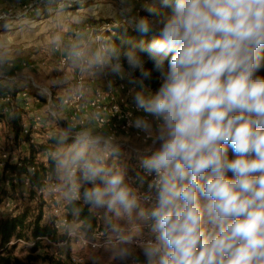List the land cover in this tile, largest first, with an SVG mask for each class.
I'll return each instance as SVG.
<instances>
[{"label":"clouds","instance_id":"1","mask_svg":"<svg viewBox=\"0 0 264 264\" xmlns=\"http://www.w3.org/2000/svg\"><path fill=\"white\" fill-rule=\"evenodd\" d=\"M144 7L157 18L130 23L152 39L105 45L89 63L132 86L141 115L128 124L147 154L129 176L108 163L118 145L69 130L49 155L53 170L70 197L111 214L119 264H264V0ZM153 71L155 91L145 83Z\"/></svg>","mask_w":264,"mask_h":264},{"label":"built area","instance_id":"2","mask_svg":"<svg viewBox=\"0 0 264 264\" xmlns=\"http://www.w3.org/2000/svg\"><path fill=\"white\" fill-rule=\"evenodd\" d=\"M62 6H77V7H86L101 1H115V0H61ZM117 1V0H116ZM33 9L34 4L26 3L22 4L19 9H7L0 14V19L7 18L10 20L19 19L26 13L28 9ZM128 21L126 18L121 19L120 21H99L97 23L86 25L87 34L93 35V40L96 44L97 51H101L102 48L106 45L104 39L108 38L106 35L109 32L114 31L115 27L119 25L127 24ZM96 30V32H94ZM87 44L85 40H83L82 44L78 49L82 52L81 56H75L73 53L65 54L61 57V64L66 65L69 60H76V76L72 80V88L67 93V95L59 98V106L63 110H67L68 113L62 119L60 117V113L55 107V94L54 92L42 85L37 84L36 82H32L29 86V89H33L41 96L44 97L47 104L48 114L53 118L56 123V132L60 134H64L71 130L73 133H78L82 131H86L89 127L90 122L95 126L94 135L106 138L116 145L119 146L120 155L117 157H113L112 159L115 161L112 164L117 166H124L128 170L129 176L135 175V170H138L139 167V157L142 154H147V149H142L136 147L129 138L135 139L137 141L142 142L143 144L149 143L145 138L143 133H138L136 129L129 126L128 121L130 118H134L137 115H141V113L137 112L135 106L132 102V94L131 91L127 89L126 80H121L113 74L100 85L93 86V82H88L85 77L86 73L91 75H99L105 74L108 72L107 67L95 66L89 63L90 57L87 55ZM0 79H4L7 81H11V78L5 75L0 74ZM14 91L6 92L0 96V102H2L5 106V111L11 115L12 110L10 107H14ZM29 91L28 89L20 91L16 97L25 98V102L23 107L29 108L28 101ZM34 100L39 102V97L37 95L34 96ZM33 124L32 122L25 123L24 122V130L23 134L25 135L30 131H33L30 134L29 140H23V144L28 143H36V136L39 127L44 126L45 120L42 115L34 112L32 113ZM41 154V153H40ZM1 162L0 165L5 169L6 164H17L20 165V158L17 154L13 152H9L7 150L1 151ZM41 156H37V161H40L43 165L47 166L49 162L47 160H40ZM111 160V159H110ZM110 160L108 163H110ZM5 183L12 187H17L21 185L22 194L24 198H27L28 190L30 187V177L28 175H20L18 172H13L9 169H5ZM84 187H87L85 185ZM50 193L53 199H57L62 196L63 189L60 184L54 180H47L45 187L41 190V196L44 192ZM83 191V187L80 189ZM143 191V189H141ZM16 195H19V191H17ZM26 196V197H25ZM67 201L62 204L60 207L54 206V213L56 215H62L60 217V222L62 225H65L68 230L66 233V237L62 240L54 241L49 236H39L38 239L43 241H48L53 243V245L57 247L66 246L68 244L76 243L83 247L88 248L91 251H102L107 248L115 246V234L110 230L107 232H103L98 230L100 227V215L97 213L96 208L90 206V210L97 218L99 225L92 235H86L82 229H78L77 227L72 226L73 222H71L66 215V206L67 202L71 199L81 201L85 203L82 197L69 196L66 193ZM9 206V203L7 204ZM13 213L11 215H15ZM58 226V225H57ZM20 243L25 245H34L33 240H27L23 238L16 239L13 237L9 241V245L14 243Z\"/></svg>","mask_w":264,"mask_h":264},{"label":"rangeland","instance_id":"3","mask_svg":"<svg viewBox=\"0 0 264 264\" xmlns=\"http://www.w3.org/2000/svg\"><path fill=\"white\" fill-rule=\"evenodd\" d=\"M26 3L34 4V8L28 9L26 11V13L23 14V16L21 18L8 21L5 24L10 23V22H18L21 19H23V20L29 19V18L37 15V14H42L44 11V7L47 4H52L58 10H75L76 8H84V7H77V6H71V7L70 6H62L61 0H24V1L20 2L19 4L21 5V4H26ZM97 3H101L105 9V12H104V15H105L104 20L105 21H120L121 19L126 18L128 23H130L131 18L134 16L135 17L147 16L143 12V11H145V7H144L145 6V0H132V11H131V13H126V11H125L128 7L126 0L101 1V2H97ZM8 6L16 7V4L6 2V0H0V12ZM150 19H153V18H150ZM87 24L91 25V24H93V22L92 21H85L84 23L78 25L77 27H74L71 31L68 32L69 37L77 36L78 38H82L81 34L85 35V33H87L86 32V25ZM1 26H2V24L0 23V27ZM94 32H96V30ZM87 37H86L87 39L85 38V42L87 44V48H86L87 55L89 53L94 54L97 51L96 44L93 40L94 36L93 35H90V36L87 35ZM80 41H81V39H80ZM82 42L83 41H81L80 43L82 44ZM70 43H72V42H70ZM81 44L80 45L75 44L73 46L66 47L64 42L62 43V45L65 46L66 48H71L70 50L69 49L67 50L68 53H66V54L73 53L75 49H77L78 47L81 46ZM60 60H61V58L59 59L58 62L63 67L66 66L68 63H74L75 62L73 59H71L68 61V63L66 65H62ZM0 62H3L2 65H6L7 67L15 66L14 63L8 62V61L5 62V60H2ZM0 74L8 76L10 78L12 77L11 75L3 74L2 72H0ZM25 78L28 81L29 86L34 81V79H32V78H28V77H25ZM14 79H15L14 77L11 78V80H14ZM85 79L87 80L86 77H85ZM126 84H127V89L131 90V94H132V91H133L132 86L128 85L127 82H126ZM39 85L47 87L53 91V87H50V86L44 85V84H39ZM39 99L42 102L41 110L39 108V109H36L35 112L42 115L43 119L46 121L44 123V126L39 127V129H41L43 132V135H44L43 139H46L49 136H52L53 134L57 133L56 132L57 127H56V123L53 120V118L48 114L46 100L43 98V96H39ZM28 101H29V107H31V106L33 107V104L30 102V100H28ZM55 107L58 110V112L60 113V117L62 119H64L63 117L67 115L68 111L63 110L58 105V103L55 104ZM31 112L34 113L32 109H29V112H26V115H29V113H31ZM33 119H34V117L32 116V114H30V121H28V122H32V124H33L34 123ZM28 122L25 121V123H28ZM45 128H47L48 131L51 130L52 134L46 132ZM8 130H9V128H8L7 124L6 123L4 125L2 124V126L0 127V138H3L5 136H6V138H8V135H7ZM86 131H89L94 135L95 126L90 122V125L86 129ZM35 136L37 137V135H35ZM128 140H130V142H132L136 147H139L142 149H148V147H149V143L143 144L142 142L137 141V140L132 139V138H129ZM0 141H2V140L0 139ZM3 141H4V139H3ZM24 145H26V144H24ZM12 146L13 145H11L10 150L13 149ZM57 147H58V145H57ZM15 150L19 151V145L16 146ZM15 154H17L20 158V157L27 156L29 154V151L23 150L21 152H15ZM230 155H231V153H230ZM41 159L47 160L49 162V152L45 151L44 155L41 156L40 160ZM113 161L114 160L111 159L109 164H112ZM1 169H4V168L2 167ZM1 169H0V171H1ZM5 171H4V173L6 174ZM5 177L6 176H2L0 174V217L1 218L7 217L8 215H11L13 213L17 214L18 212L22 211L27 206H30L32 209L37 211L39 199H30L29 197L24 198L25 194H22L21 185H18L17 187L9 186L4 182L6 180ZM53 180L60 184V186L63 189V194H61L62 196L58 197L55 200L50 195L48 190L42 194V196H41V199L43 201V204L41 205L42 209H43V211H42V213H43L42 222L43 223H49L55 227L56 231H55L54 236H55L56 240H54L52 238L51 239L54 241H58V240H62L66 237V233H67L68 228L65 225H62L60 222V217L62 215L61 214H60V216L56 215L54 213L53 209H54V206L60 207V206H62L63 203H65L67 201L68 198L66 196V193H68V189L59 181V179L57 177ZM17 191H19L18 196L16 195ZM27 195H29V194L27 193ZM8 203H9V206L7 205ZM96 211L100 215V218H98L100 221V227L98 230H101L103 232L110 231L111 228L109 225V217L111 216V214L107 213L106 210H104V209H96ZM112 219H113L114 223L120 224L121 227H123L125 229H128L130 227V225L126 221L115 220V218H112ZM72 226L77 227L78 229H82L84 231V233L86 235H89V236L95 232V231H87L86 228L84 226H82L81 224L73 223V224H71V227ZM132 227H134V225ZM144 231L146 232L147 229L145 228ZM32 248H33V246L25 245V244L22 245L20 243L15 242L14 244L9 245L7 250L1 251V249H0V264H7L6 263L7 260H9V264H52L54 261H57V260H61L63 262H67V263L76 262V263H89V264H119V261L117 260L115 252H114V246L107 248L105 250H102V251L95 252V251L89 250L86 247L78 245L76 243L68 244V245L62 246V247H57V246L53 245V243H50L48 241H43L41 246L36 251H33Z\"/></svg>","mask_w":264,"mask_h":264},{"label":"crops","instance_id":"4","mask_svg":"<svg viewBox=\"0 0 264 264\" xmlns=\"http://www.w3.org/2000/svg\"><path fill=\"white\" fill-rule=\"evenodd\" d=\"M22 1L24 0H6V2L16 4V6ZM104 12L105 9L101 3H95L84 8H76L75 10H58L52 4H47L42 14H37L29 19H21L18 22H10L0 27V61L5 60V62H12L15 65L7 67L2 65L3 62H0V72L15 78L11 81L0 79V83L22 90L28 89V100L33 104V107L24 108L25 112H29V109H32L33 112L39 108L41 110L42 104L40 99L39 102L34 100L35 95L38 97L41 95L33 89H29L28 81L25 77L34 79L38 84L53 87V92L58 99L67 95L72 88V80L77 74V61L74 60V63H68L64 67L58 61L63 55L68 53V49H71L66 47L75 44L80 45V42L85 40L88 35L85 33V35L81 36L82 38L77 36L69 37L68 32L85 21H92L94 24V22L97 23L104 20ZM63 42L66 47L62 45ZM88 55L91 58L93 54L89 53ZM111 75L110 70H108L107 73L99 75L86 73V78L88 82H93V86H95L105 82ZM19 98L21 100L23 97L19 96ZM30 114L32 112L29 115H23L24 122L30 121ZM0 115V127L6 123L9 128L8 138L6 136L0 138L2 140L0 141V156L2 150L13 153L23 150L28 151L27 144L26 146L22 142L20 144L15 143L11 115L8 111H5V106L2 102H0ZM45 129L46 132L52 134L51 130ZM40 141V135L37 134L36 142ZM11 145H13L14 150H10ZM17 145H19V151L15 150ZM38 155L42 156L44 153H38L36 157ZM4 171L5 169L0 171L2 176H5Z\"/></svg>","mask_w":264,"mask_h":264},{"label":"trees","instance_id":"5","mask_svg":"<svg viewBox=\"0 0 264 264\" xmlns=\"http://www.w3.org/2000/svg\"><path fill=\"white\" fill-rule=\"evenodd\" d=\"M21 5L16 7L8 6L3 9L0 14L10 8L19 9ZM158 15H164L170 12L169 8L161 7L159 4L157 5ZM145 15L150 18H157L155 16H151L147 11H143ZM142 12V13H143ZM11 21L10 19L3 18L0 19V23L2 26ZM95 24V22H94ZM156 33H149L148 35H142L139 32L134 30L132 24L127 23L123 25H119L115 27L113 33H107L106 39L104 42L106 45L115 44L121 49L126 48L128 45L125 43L128 40H132L133 42H139L141 39L145 41H150L152 37ZM82 36V34H81ZM141 55L146 60V67L151 69L152 63L151 61H147L146 54L141 53ZM264 74V73H262ZM158 73L153 71L152 79L149 81H145L146 85H148L153 91L157 90L160 86V82L158 80ZM14 91V107H10L12 110L11 114V124L13 128V132L15 135V143L20 144L23 140H29V133L22 135L24 130V121L23 115L26 114L24 111V102L26 101L24 98L20 100L16 95L22 91L14 86H7L0 83V96L6 92ZM59 102L58 98H55V103ZM59 104V103H58ZM1 116V115H0ZM46 122V121H45ZM38 135H40L41 141L36 143H28V151L29 154L24 157H20V165L17 164H6L5 169H9L13 172H18L20 175H28L30 177V187L28 190V197L30 199H39V203L37 206V211L32 209L30 206L25 207L22 211L18 212L15 215H8L5 218H0V249L1 251L7 250L9 246V241L15 237L16 239L23 238L27 240H33L35 243L33 245L32 250L36 251L42 244V241L38 239L39 236H49L50 238L56 240L55 227L49 223H43V209L42 204L43 201L41 199V190L45 187L47 180H53L57 176L53 170V163L49 158V164L47 166L43 165L40 161H37L36 155L38 153H45V151L49 152V155L52 151L57 148L56 138L61 136L62 134L56 133L52 136H49L46 139L42 134L41 129L35 131ZM66 215L68 219L77 224H81L86 228L87 231H92L96 229L99 225V222L95 215L90 210V206L86 203H83L78 200L71 199L67 202L66 206ZM63 238V237H62ZM9 264V260L6 261ZM52 264H89V263H76V262H63L61 260L54 261Z\"/></svg>","mask_w":264,"mask_h":264}]
</instances>
